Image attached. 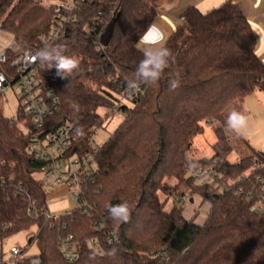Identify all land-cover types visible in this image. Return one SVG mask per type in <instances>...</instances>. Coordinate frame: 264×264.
<instances>
[{
    "label": "trees",
    "instance_id": "obj_1",
    "mask_svg": "<svg viewBox=\"0 0 264 264\" xmlns=\"http://www.w3.org/2000/svg\"><path fill=\"white\" fill-rule=\"evenodd\" d=\"M41 2L0 0V27L14 36L17 49H6L9 61L23 50H33L50 32L52 9ZM100 11L98 29L86 30L87 22L98 21ZM183 16L184 24L166 43L175 62L157 84H141L130 96L119 93L129 90L128 81L143 58L135 43L157 17V0L88 1L71 25L75 33L54 41L66 55L80 60L79 71L61 79L55 69L36 63L38 74L60 102L45 132L72 126L78 136L73 152L88 151L89 138L108 120L100 116L99 108L117 106L126 116L100 146L98 172L84 182L88 205L57 217L48 216V192L33 176L41 164L27 151L30 133L2 119L0 174L26 188L0 201L7 224L2 239L36 227L33 241L41 264H264V206L250 210L264 197V154L252 149L239 162H230L226 131L227 109L256 91L264 92L258 37L232 0L206 13L191 6ZM114 17L109 45L100 48L101 36ZM172 79L179 81L175 90L169 86ZM215 121L220 126L214 128V155L193 158L195 138ZM203 167L217 172L212 184L223 189L203 195L209 211L205 221L197 223L184 216L185 203L179 200L184 194H177L167 179L193 186L195 177L186 174ZM239 189L242 193H237ZM161 191L176 194L169 210ZM123 201L133 210L127 223L113 221L108 213L110 205ZM34 202L38 213L31 216ZM70 235L79 253L72 262L60 249ZM30 258L24 255L19 264H31Z\"/></svg>",
    "mask_w": 264,
    "mask_h": 264
},
{
    "label": "built area",
    "instance_id": "obj_2",
    "mask_svg": "<svg viewBox=\"0 0 264 264\" xmlns=\"http://www.w3.org/2000/svg\"><path fill=\"white\" fill-rule=\"evenodd\" d=\"M50 1H52L50 4V8L52 9L51 30L48 34L42 36L38 46L33 50H23L12 61H9L6 50L0 52V65L8 66L7 68L0 69V122L2 119H5L2 114L3 110L1 109L4 95L10 86L12 87L14 84H17L21 92L20 112L9 120L13 124H16L23 132L30 133L27 151L30 157L41 164L40 168L34 173L43 171L46 181H53L58 185H66L74 202L73 208H76L88 205L84 196L83 185L86 179L98 172L96 155L101 145L95 143V135H92L88 141V151L79 152L78 149L73 152L72 150L78 142V136L72 126L64 124L52 131L45 132L48 119L59 110L60 102L49 83L43 80V78L36 76L38 75L35 66L37 62L30 63L29 61L30 53H35L37 49L42 47L45 40L54 43L61 35H65L67 28L74 30L71 25L76 23L78 13L82 11L90 0ZM102 15L101 11L98 12V21L94 22L92 20V22H87L85 29H93L95 32L100 26L99 21H101ZM183 19L185 20V18ZM98 46L100 48L105 47L102 43ZM130 95L129 90L119 93L120 97ZM106 108L108 109L109 116L114 115L118 111L117 106ZM192 174L198 179L210 178L212 180L217 176V172L210 167L195 169L192 171ZM25 191L26 188L22 184L16 185L13 177L7 178L0 174V201L7 200V197L10 195L18 196ZM237 193H242V189H239ZM184 199L185 197H179L180 201H184ZM259 204L264 206V197L260 203L253 205L250 210L252 212L257 211ZM37 213L36 202H34L32 208H29V214L33 216ZM58 215L60 214L52 213L49 209V217H57ZM6 228L7 224L3 222L0 211V264H19L25 255V251L20 247L11 246L8 256H5L3 252L2 242L4 239L1 238V235L2 231ZM71 239L72 236L70 235L60 245V249L65 253L69 262L79 257L77 247L70 242ZM94 242L92 241V244ZM98 253L101 255V252ZM30 263L41 264V258L35 255L30 258Z\"/></svg>",
    "mask_w": 264,
    "mask_h": 264
},
{
    "label": "rangeland",
    "instance_id": "obj_3",
    "mask_svg": "<svg viewBox=\"0 0 264 264\" xmlns=\"http://www.w3.org/2000/svg\"><path fill=\"white\" fill-rule=\"evenodd\" d=\"M246 1L249 5H253L254 3V0ZM51 2L52 1L50 0H42L41 5L48 8L50 7ZM257 34L259 36L258 38L260 43L263 45V33L258 30ZM13 43L14 36L10 32L0 27V52L4 51L6 48L11 47ZM12 49H14L15 51L17 50L16 47ZM36 76L41 77L39 74ZM20 97L21 92L17 84H14L12 87L10 86L7 89L4 95V102L1 104V109L3 110L2 114L6 119H12L20 112ZM122 102L128 104L129 106L132 105L127 100H123ZM232 110L244 112V114L248 117V121L247 127L239 135L228 130L226 127L227 135L232 147V151L228 156L229 161L232 163L239 162L242 157L251 154L252 149H255L264 154V92L256 91L254 94L250 95L247 98L235 101L227 109V118ZM98 112L103 119H106L108 117V120L100 129L96 131L95 135V143L98 145H103L115 132L118 126L123 122L126 114L123 111L118 110L114 115L109 116L108 109L106 107L99 108ZM218 126H220V123L217 121L213 122L212 124L208 123L205 134L197 136L195 138L191 153L193 158L199 159L202 157H212L214 155L215 151L213 149V144L216 142L214 128ZM191 175L192 172L189 171L186 174V177H189ZM33 176L37 179L42 180L48 193L51 192L54 187L57 189L60 186L58 184H55L53 181H46L45 173L43 171L36 172ZM167 181L176 190L177 194H184L183 197H186V200L184 199L185 202L182 201V203H185L183 212L184 216H190L192 217L191 219L195 220L204 219L208 215L209 204L207 201H204L203 195L206 192L220 193L223 189L217 184H212L214 179L211 180L210 178H194L193 186L187 185L185 181L180 182L176 178L167 179ZM205 184L208 185L207 188L203 187V185ZM175 197L176 194L174 193L169 194L164 191L160 192L161 200L167 201L165 205V209L167 210H169L173 206ZM64 198L68 199L71 198V196H69L66 192L56 199L52 198L50 201V205L53 202L59 201ZM189 199H191V202ZM72 203L74 206V202ZM50 211L52 212L51 208ZM35 235L36 227H32L28 230L18 232L16 234H13L12 236L5 238L2 242V248L5 256L9 255L11 246L20 247L23 251H25V255L29 257L38 255L37 243L36 241H33Z\"/></svg>",
    "mask_w": 264,
    "mask_h": 264
},
{
    "label": "clouds",
    "instance_id": "obj_4",
    "mask_svg": "<svg viewBox=\"0 0 264 264\" xmlns=\"http://www.w3.org/2000/svg\"><path fill=\"white\" fill-rule=\"evenodd\" d=\"M221 4L225 0H220ZM143 58L136 66L134 78L128 81L130 94L137 91L141 84L151 86L159 82L166 69H170L175 62L172 51L165 44V34L155 22L150 23L135 43ZM30 63L37 62L46 70L55 69L56 75L61 79L73 76L80 69V60L72 55H66L62 45L45 40L43 46L30 53ZM172 90L179 87V81H169ZM248 117L242 111L232 110L227 118L228 130L241 134L247 127ZM254 210V209H253ZM132 208L127 201L110 205L109 217L113 221L127 223L131 219Z\"/></svg>",
    "mask_w": 264,
    "mask_h": 264
},
{
    "label": "crops",
    "instance_id": "obj_5",
    "mask_svg": "<svg viewBox=\"0 0 264 264\" xmlns=\"http://www.w3.org/2000/svg\"><path fill=\"white\" fill-rule=\"evenodd\" d=\"M232 1L238 4L239 7L242 9L244 14L250 21L257 37H259L257 34L258 30H260L264 36V0H254L253 5H249L246 0H232ZM220 5H221L220 0H157V17L153 22L157 23L159 27L163 30L165 34V44H166L167 41L170 39V37L177 30V28L184 24L185 20L183 18L185 17L183 16V13L188 7L195 6L202 13H206ZM15 47L16 46L14 42L9 48H15ZM263 50H264V43L262 45L258 38L257 53L264 64ZM66 192L70 196L69 188L66 185H60L57 189L54 187L51 190V192L48 193L49 209L51 208L53 213L61 214L63 212L71 210L74 207L71 198L68 199L64 198L59 201L53 202L50 205V201L52 198L56 199L57 197H60V195ZM187 218L191 219L192 217L187 216ZM206 218L207 217L201 220L194 219V221L197 223H203Z\"/></svg>",
    "mask_w": 264,
    "mask_h": 264
},
{
    "label": "water",
    "instance_id": "obj_6",
    "mask_svg": "<svg viewBox=\"0 0 264 264\" xmlns=\"http://www.w3.org/2000/svg\"><path fill=\"white\" fill-rule=\"evenodd\" d=\"M116 20H117L116 17H114V18L111 19V21L109 22V24H108L105 32L101 36V43L104 46H108L109 45L110 39H111V37L113 35V32H114ZM74 33H75V31L72 30L71 28H67L65 30V36L67 38L71 37Z\"/></svg>",
    "mask_w": 264,
    "mask_h": 264
}]
</instances>
